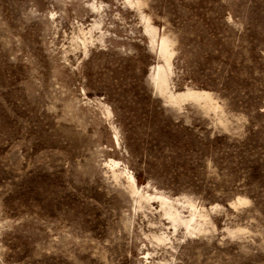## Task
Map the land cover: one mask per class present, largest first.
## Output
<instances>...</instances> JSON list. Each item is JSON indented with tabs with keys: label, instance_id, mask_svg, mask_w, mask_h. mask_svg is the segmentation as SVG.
<instances>
[{
	"label": "rangeland",
	"instance_id": "374dc122",
	"mask_svg": "<svg viewBox=\"0 0 264 264\" xmlns=\"http://www.w3.org/2000/svg\"><path fill=\"white\" fill-rule=\"evenodd\" d=\"M0 264H264V0H0Z\"/></svg>",
	"mask_w": 264,
	"mask_h": 264
},
{
	"label": "bare ground",
	"instance_id": "6f19581e",
	"mask_svg": "<svg viewBox=\"0 0 264 264\" xmlns=\"http://www.w3.org/2000/svg\"><path fill=\"white\" fill-rule=\"evenodd\" d=\"M167 42L165 39L162 40V46H161V51H162V55L163 56H166V53L168 51V47H167ZM172 58H173V54L172 55H169L166 59V62L169 66V69H171L172 67ZM158 71H160V73L156 74L153 79L155 81V84L159 87V88H165L166 87V83H167V80H166V77L165 75L161 72L162 68L161 66H159L158 68ZM188 97H192L194 99H201L202 97H207L209 94L208 92H205V91H189L187 94H186ZM131 180L133 181V183H135V179L133 176H130Z\"/></svg>",
	"mask_w": 264,
	"mask_h": 264
},
{
	"label": "trees",
	"instance_id": "16d2710c",
	"mask_svg": "<svg viewBox=\"0 0 264 264\" xmlns=\"http://www.w3.org/2000/svg\"><path fill=\"white\" fill-rule=\"evenodd\" d=\"M166 125L169 126L168 123H167ZM167 134H172V133H171V132H170V133L168 132ZM170 137H171V136H170ZM168 139L170 140L171 138H169V136H168Z\"/></svg>",
	"mask_w": 264,
	"mask_h": 264
}]
</instances>
